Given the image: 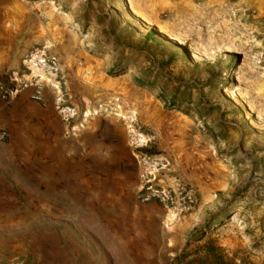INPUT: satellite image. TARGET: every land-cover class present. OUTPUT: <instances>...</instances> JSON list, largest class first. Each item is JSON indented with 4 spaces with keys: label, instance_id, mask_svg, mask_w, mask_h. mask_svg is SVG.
Here are the masks:
<instances>
[{
    "label": "rangeland",
    "instance_id": "obj_1",
    "mask_svg": "<svg viewBox=\"0 0 264 264\" xmlns=\"http://www.w3.org/2000/svg\"><path fill=\"white\" fill-rule=\"evenodd\" d=\"M0 23L41 36L9 69L48 46L72 109L46 92L0 149V264H264V0H0ZM140 132L191 212L137 201Z\"/></svg>",
    "mask_w": 264,
    "mask_h": 264
},
{
    "label": "built area",
    "instance_id": "obj_2",
    "mask_svg": "<svg viewBox=\"0 0 264 264\" xmlns=\"http://www.w3.org/2000/svg\"><path fill=\"white\" fill-rule=\"evenodd\" d=\"M35 72L37 75L32 76ZM5 81L0 79V97L8 101L16 94L30 90L32 100L45 102V93L54 96L55 102L65 118H72L68 106V94L65 89L57 57L48 51V46L33 47L22 61V66L7 69L4 73ZM75 114V113H74ZM135 138V150L150 149L155 144L152 134L140 132ZM8 129L0 127V145L11 141ZM138 166L139 189L136 199L145 204L154 202L164 209H172L178 214H186L194 210L199 204V194L195 187L188 182L165 176L166 160L157 155H147L140 152L136 155ZM161 181V183H159Z\"/></svg>",
    "mask_w": 264,
    "mask_h": 264
},
{
    "label": "crops",
    "instance_id": "obj_3",
    "mask_svg": "<svg viewBox=\"0 0 264 264\" xmlns=\"http://www.w3.org/2000/svg\"><path fill=\"white\" fill-rule=\"evenodd\" d=\"M21 27V30L16 29L15 26L12 27L13 29H9L5 23H0V76L4 75L7 69L19 63L30 44L37 43L41 39L40 35H36L32 31L28 32L25 28L26 25L24 28ZM33 27H36L35 23H32L29 29L31 30ZM29 91L20 92L8 101L0 98V127L8 129L12 136L8 144L16 138V125L22 124V122L26 124L29 119L36 121L39 119L42 122L43 117L49 114L48 108L30 98ZM4 145H0V149Z\"/></svg>",
    "mask_w": 264,
    "mask_h": 264
},
{
    "label": "trees",
    "instance_id": "obj_4",
    "mask_svg": "<svg viewBox=\"0 0 264 264\" xmlns=\"http://www.w3.org/2000/svg\"><path fill=\"white\" fill-rule=\"evenodd\" d=\"M156 37H159V34L156 32L155 29H150L146 34H145V40L146 41H151V40H155ZM0 79L5 81V77L4 75L0 76ZM141 85H144L143 83H141ZM138 152L142 153V154H147V155H153L156 151H152V150H148V149H141Z\"/></svg>",
    "mask_w": 264,
    "mask_h": 264
},
{
    "label": "bare ground",
    "instance_id": "obj_5",
    "mask_svg": "<svg viewBox=\"0 0 264 264\" xmlns=\"http://www.w3.org/2000/svg\"><path fill=\"white\" fill-rule=\"evenodd\" d=\"M166 219H167L166 220L167 223L173 219V212L172 211H168Z\"/></svg>",
    "mask_w": 264,
    "mask_h": 264
}]
</instances>
